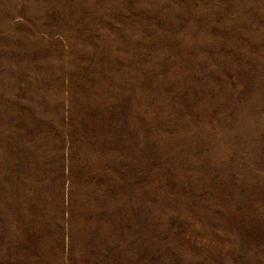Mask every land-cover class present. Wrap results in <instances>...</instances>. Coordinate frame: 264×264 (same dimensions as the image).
Here are the masks:
<instances>
[{"label":"rangeland","instance_id":"rangeland-1","mask_svg":"<svg viewBox=\"0 0 264 264\" xmlns=\"http://www.w3.org/2000/svg\"><path fill=\"white\" fill-rule=\"evenodd\" d=\"M0 264H264V0H0Z\"/></svg>","mask_w":264,"mask_h":264}]
</instances>
